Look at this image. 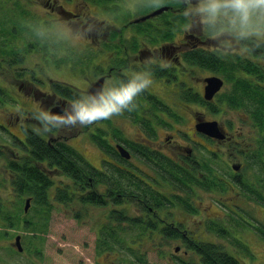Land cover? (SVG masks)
Returning <instances> with one entry per match:
<instances>
[{
    "label": "flooded vegetation",
    "instance_id": "af4514ba",
    "mask_svg": "<svg viewBox=\"0 0 264 264\" xmlns=\"http://www.w3.org/2000/svg\"><path fill=\"white\" fill-rule=\"evenodd\" d=\"M2 1L4 6L8 3L10 9H15L13 7L19 5L20 2L19 0ZM27 1L28 5H24V8L28 11L20 10L25 19V25L27 24L26 27H22L24 31H27V35L32 32L30 25L49 27L53 24L72 21L88 20L89 22H97L101 28V34L98 36L95 32L91 33L89 38L80 41L81 43L76 48L77 51H84L85 48L89 47L92 54L88 57L92 60L95 57L96 60L98 59L101 62L100 69L93 68V77L84 80L88 81L87 85L102 76L105 79L104 84L113 83L115 77L120 73L126 78L131 71L143 70L146 61L150 58L152 60L151 67L161 66L165 63L169 65L168 67L161 66V68L167 70L163 75L155 76L152 73V86H155V88H151V86L148 90L154 93L165 107L161 106L159 109L149 110L144 102L145 105L142 108L125 112L123 117L127 120L131 117L134 120V117L138 118L140 114L141 118L137 125L140 131L141 143L137 147L135 144L138 141L130 139L126 142L128 145L123 144L130 152L129 157H124L118 152L126 163L122 165L119 163L120 167L131 170L134 169L133 165L140 166L139 163L141 162V168L145 175L140 174V179L145 184L151 185L155 191L160 192L165 198L166 204L156 200L158 197L156 195H153V200L152 198L146 200L143 194L126 193L128 199L121 205L128 203L130 206L134 205L136 210L144 211V216H148L145 223H150V226L147 227L149 231H161L164 225L165 227L169 226L167 218L173 216L177 210L176 206H179L177 199L178 186L181 188L184 186L191 187V184L194 183L191 181V177L202 184L191 187L193 191H199L195 197L200 201L207 196L210 205H217L212 200L215 195L220 196L222 200L227 198V196L223 197L220 194L219 185H240L247 192L248 189L243 185H250L249 182L252 180L258 183V160L260 157H264V148L259 149L260 144L264 143V129L261 131L260 138L255 137L252 133L244 136L243 131L235 126L234 121L223 120L222 114L232 108H240L242 104L257 103L259 101L258 86L262 82L254 81V84H245V86L243 84H227L226 78L220 73V66L225 62L226 56L209 51L208 42L204 40L202 34L195 30L186 33L182 30L183 24H181L180 28H176L177 30L174 31L175 33L172 34L170 39V36L167 37L166 35L164 38L161 18L163 12L143 21H134L135 18L144 15L149 10L142 12V9L133 8L130 11L131 16L127 17L126 14L125 17L113 16L108 13L109 10L104 9L103 5L106 0H45V2H39L38 11L33 10L32 0ZM107 1L111 6L119 4L131 8L129 0ZM176 3L177 0L166 2L165 5H169V8L164 12L172 11L175 13L183 10V5ZM36 12L37 17L34 18ZM15 24L18 30V18L15 19ZM175 25L177 27V24ZM10 36L14 37V28L10 30ZM16 42L17 47L14 46L13 48L25 55L28 53L32 55V52L35 51L34 48L40 49L44 56L50 55V57L56 58L71 56V51H75V49H72L74 48L73 44H71L72 50H68L67 47L63 46L61 52L57 50L55 45L41 43L39 40L27 37L21 38L20 43L18 39ZM186 52H189L192 57L187 63L183 60V55ZM3 54L4 52L0 49V56ZM74 55L78 56L76 51ZM198 55L200 57H197ZM114 58H118V60L112 62ZM119 59L123 61L122 65L118 64ZM60 60L58 59L55 64ZM211 64L214 66L211 67ZM47 65L48 63L45 62L41 65H31L30 69L34 72L33 74L28 75L25 79H16L19 88L16 97L18 101L22 100L23 103L17 109H19V112L22 109V119L17 109L11 110V112L16 113V115H13L15 120L21 119L19 123L20 133L24 132L25 129L32 130L34 134L31 138L36 143L40 139L45 145L53 146L56 143L64 145L66 144L65 132L61 134V129H58L53 130L51 133H44L41 125L32 115L36 109H43L54 114H63L65 107L73 100L64 94V88L61 85H58V89L55 87V84H62L59 79H61L63 73L58 74L57 78L50 76V69L49 71L45 70ZM69 75L73 76L74 74L69 73ZM214 75L221 77L223 84L213 95L208 96L206 92V85L209 83L207 78ZM43 77H47L49 80ZM75 80L74 83L81 84V79L75 77ZM63 81L72 84L70 80L64 79ZM74 87L73 91L79 93L77 86L74 85ZM87 88L79 87V89L86 91ZM141 99L142 97L139 98V100ZM139 100L137 99V104ZM175 116L179 119H175ZM186 116H189V119ZM212 120L218 122L219 129L223 134L221 137L211 135L197 127L200 122ZM179 121L190 124L187 125L188 130L180 128ZM0 122L2 123L0 129H6V126L10 127L9 121L0 119ZM261 126L263 127L264 123ZM38 129L41 130L37 131ZM176 131L180 133V138L175 136ZM25 139L26 137L23 141ZM243 143H245V147H243ZM116 144L113 146L118 151ZM129 145L134 147L135 150ZM16 148H19L18 145L6 144V147L0 150V158L2 159V156L4 158V161L0 163V181L3 176V165L6 164L7 160L11 157L19 159ZM239 149L242 153H239ZM218 150L226 152L227 155L233 154L241 160H232V157L228 160L227 156L226 158L222 157V164L211 166L208 159L212 158V155L218 156ZM257 151L258 153H256ZM260 151L262 154H260ZM258 154V159H256ZM32 161L36 162L34 157ZM261 163L264 164V158ZM235 165L238 168H234ZM225 172L227 174L223 176L221 173ZM212 175H214L213 178H211ZM156 185H158L157 189L155 188ZM236 189L238 190L235 191L236 194L245 197V191L240 190V187ZM253 193L257 198L259 197L257 191ZM179 197L182 198L180 195ZM186 197L191 201L188 196ZM217 200L223 202L220 199ZM248 200L250 203L257 205L258 201ZM192 205L196 208L195 212L202 215L200 208L195 206L194 203ZM123 207L127 209V206L123 205ZM188 215L190 217V214ZM210 216V214H207L206 218ZM204 222L205 217L202 220V223ZM173 226L177 227L178 225L173 224ZM178 229L183 232L181 227ZM17 235L19 234H16L15 241Z\"/></svg>",
    "mask_w": 264,
    "mask_h": 264
},
{
    "label": "rangeland",
    "instance_id": "374dc122",
    "mask_svg": "<svg viewBox=\"0 0 264 264\" xmlns=\"http://www.w3.org/2000/svg\"><path fill=\"white\" fill-rule=\"evenodd\" d=\"M19 1V5L15 4L16 6L14 5L15 7H13L15 9H10L8 3H6L7 5L5 7H1L0 1V22L3 20V32L5 34L8 33V36H10V30L12 28H14V36L18 33L15 24L16 18L19 19V24L17 25L18 29L27 26V24L25 25V19L20 10H25V12L28 11L24 8V5H28V1ZM39 2H45V0L31 1L33 10L38 11L37 6ZM110 9L111 8H109V10ZM131 9L133 8L131 7ZM124 12L127 17L132 15V13L126 9L125 11H119V17H125ZM36 17L37 12L34 14V18ZM23 32L27 35V31ZM27 38L39 40L32 32L28 33ZM80 43V41L75 42L72 45L74 48L71 47V44L65 45L68 50L75 49L78 57H71V60H67L68 57H66V60L62 59L55 65L48 64L45 69L47 71L50 69V76H55L56 78L58 74L63 73L61 79L58 78L59 82L62 84H69L63 80H70L72 84L77 86L79 94L87 93L86 90L79 89V87L82 86L86 88L89 84L87 85L88 81L86 82L84 80L91 79L94 73L93 70L101 68V62L98 59L96 60L94 57L92 60L88 57L92 54L89 47L85 48L86 50L84 51L76 50ZM75 51L72 50V52ZM45 59H50V61L56 63L59 58L45 55ZM29 60L34 63L44 61L41 56H33L32 59ZM86 62L87 64H85ZM261 62L264 64V57L261 59ZM41 64L42 63L39 65ZM10 73V69L2 72L0 70V119L10 122V127L6 126V129H0V138L2 137V132H12L11 129L18 133L21 131L19 123L22 119L23 111L19 112L21 114V119L15 120V116L13 115H16V113L13 114L11 110H16L18 105H23V103L22 100L17 102V97L12 92L15 87L11 84H16V79H12ZM69 73L74 75L70 76ZM75 77L82 80L81 84L74 83V81H76ZM224 77L227 80V84L232 85L234 83V80L230 76L229 80L226 76ZM43 78L48 79L47 77ZM252 80L264 83V80H259L254 74L252 75ZM43 86L45 87L44 84ZM151 88H155V86ZM16 90H19L18 84H16ZM1 105H7V107ZM236 108H232L222 114V119L226 121L233 120L235 126L243 131L244 136L252 133L255 137L260 138L264 126L262 127L259 121H257L243 106L239 109ZM131 118L127 120V118L121 115L111 119L110 122H112L113 126H116L117 129L120 128L118 135H115L110 128L106 129L108 128L107 123L103 122L101 124L108 130L107 135L113 139L110 143L114 145L117 141L126 146L127 141L135 139L138 141L135 145L137 147L139 146V143H141V136L137 125L138 122ZM186 118L189 119V116H186ZM0 124L2 123L0 122ZM96 125L97 123L88 127L77 126L74 128H62L61 134L65 132V137L68 136L71 144H74L78 150L80 149L79 151L85 154V157L92 164H95L97 167L99 166V169L109 174L113 172L112 165L104 162L103 158L109 159L110 161L112 160L118 164L120 163V165L126 163L117 155L106 153L97 143H94L90 139L89 133L96 132L94 128ZM187 125L190 124L179 121L180 128L188 130ZM8 136L9 134H7V144L14 146V142L8 139ZM175 136L180 138V133L176 131ZM123 138H126V140H123ZM182 141L184 142V140ZM1 144L2 142H0V145ZM245 146V143H243V147ZM130 147L135 150L134 147ZM263 148L264 143L260 144L259 149ZM16 149L18 150L19 156L23 154L20 148ZM240 150L241 149H239V153H242ZM218 152V156L212 155L213 158L216 157V159H208V161L211 162V166L222 164V157L226 158L228 156V160L230 157H232V160H241L233 154L227 155L226 152L222 150H218ZM256 153H258V151ZM260 153L262 154L261 151ZM26 154L27 153L24 155ZM258 156L259 154L256 159H258ZM263 158L264 157H260L258 160V183H256L255 180L250 181L249 184L253 186H249L247 192L245 189L241 188L240 185H223V191H219L223 197L227 196V198H223L222 200L220 196L215 195L212 200H214L217 205H210L207 196L200 201L195 197L199 191H193L191 187H196L198 184L201 185V183L196 180H191L194 182L191 184V187L184 186L181 188L178 186L179 194L177 199L179 206H176L177 210L173 216L166 217L167 224L169 226H173V224L180 225L183 232L193 239L224 244L231 254L234 256L237 255L236 257L239 258V260H243L245 264H264V191L261 193V201H259L253 193L258 190L261 192L262 189H264V164L261 163ZM3 161L4 158L2 156L0 163ZM4 166L5 165H3V170ZM132 167L136 168L137 166L133 165ZM50 171H52V177L56 183H58L61 178L65 177L55 169H51ZM226 172L221 174L224 176L227 174ZM213 177L214 175H212L211 178ZM10 183L11 182L7 181L6 184L2 185L3 190L0 189V199H2V204H4L3 208L7 211H11L16 217L12 225L4 227L6 230L4 233H1L3 227L0 226V237H2V239H0V264H183L180 262L181 259L188 261H198L200 259V256L187 247V244L181 240L183 237H163L164 232L162 230L154 232L149 231L147 227L150 226V223H145L148 216H144V211L136 210L134 205L130 206L128 203H124L123 205L127 206V209L124 208L123 205H119L118 208H121V210L129 214V217L132 215L137 217L141 216L144 218V221L134 222L131 219H127L123 222H118L116 217H113V213L110 212L108 207L101 206L100 208H92L85 206L78 200L76 202L58 200L55 190L56 187L54 186L49 190L54 208L50 213L47 230H37L28 227L26 225L27 217L31 220H35L37 219L36 213L31 208L23 212L21 196L17 189L11 188ZM237 187H240V190L246 192L245 197H241L239 194L235 193V191H238L236 189ZM10 190H13V193L10 192ZM154 192H151L152 194L150 196L144 193L143 197L147 199L152 198L153 200V195L158 197L163 196L160 192ZM22 195L27 199L28 193H23ZM179 195L182 196V198H180ZM186 196L189 197L195 206L200 208L202 215L190 209L192 204ZM163 199L165 200L164 196ZM248 199H254L255 202L258 201L257 205L250 203ZM103 209L105 211L102 213ZM78 212L81 213L80 216H77ZM188 214H190V217ZM207 214L211 215L208 217L209 219L206 218ZM204 217L205 222L202 223ZM112 225L116 228L118 235H115V238H113V241L108 246L104 245V247H102L101 238L106 236L105 234L107 232L108 235L109 231H112ZM211 226L212 229L210 228ZM102 227L103 229L106 227V229L102 230ZM215 227H218V229H215ZM142 232L145 233L144 236H142ZM16 234H21V242L24 246L22 251H18L15 243ZM238 241L244 244L248 251L242 249L239 244H235ZM99 242L101 244H99ZM32 243L34 247L42 248V253L32 251L31 248L26 250L27 245ZM127 246L133 247V250L130 251ZM176 246H180V249L175 250Z\"/></svg>",
    "mask_w": 264,
    "mask_h": 264
},
{
    "label": "trees",
    "instance_id": "16d2710c",
    "mask_svg": "<svg viewBox=\"0 0 264 264\" xmlns=\"http://www.w3.org/2000/svg\"><path fill=\"white\" fill-rule=\"evenodd\" d=\"M1 1V7H5L2 0ZM169 2V0H167ZM109 1L106 0L104 6L105 10H109L108 13L113 16H120L119 11H125L126 9L130 12L132 9L128 6H120L117 5H109ZM179 4V3H177ZM150 9H142V12H147ZM182 10L178 12H163L161 14L162 18V33L165 38V35L171 38L172 34H174L176 28H180V25L184 23V17L181 15ZM126 13L124 12V15ZM1 19V17H0ZM177 22V23H176ZM177 24V27L176 25ZM18 33L16 36L11 37L8 36L3 32V20L0 22V49L4 52L2 56H0V70L1 72L4 70L10 69V74L12 75V79H25L28 75L33 74L34 72L30 69L31 65L35 66L36 64H44L48 63L51 65H55V62H52L45 59V56L42 54L40 49H35L33 51L32 55L29 53L27 55L17 52V42H21V38H26V34L23 32L24 28L18 29ZM15 46V48H13ZM72 52V51H71ZM75 52H72L71 56H63L60 57L61 60L65 59L71 60V57H78L74 55ZM33 56H41L44 59V62H38L34 63L33 61H30L29 59H32ZM197 57H200L198 55ZM264 57V49H257L255 52L251 53H244L242 55L236 54V55H226L225 62L223 65L220 66L221 73L227 77L229 80V76L234 80L233 84H254V80H252V75L259 80H264V64L261 62V59ZM59 58V60H60ZM192 57L189 55V52L184 53L183 60L185 63L187 61H190ZM114 60H118V58H114ZM120 62L118 64L122 65V60L119 59ZM202 64H204L203 61H201ZM87 64V62L85 63ZM77 65V64H74ZM214 66L211 64V67ZM141 69V68H137ZM144 69V68H143ZM151 72L155 76L163 75L167 72L165 68H161V66L151 67ZM246 72V73H245ZM127 77H123L122 73L118 74L115 77L114 82L117 80H125ZM49 80V79H46ZM113 82V83H114ZM69 83V82H67ZM15 87L13 94L17 95L16 92L19 90H16V84H11ZM53 86V83L51 84ZM56 88L58 89V85H61L62 88H64L63 92L65 95L69 96L73 100L79 97L78 92H74L73 88L74 84H55ZM7 86V85H6ZM8 87V86H7ZM11 90H13L11 87H8ZM258 97L259 101L257 103H246L242 104L244 108L248 110V112L255 117L257 121H259V124L262 125L264 123V85L259 84L258 86ZM149 90V89H148ZM146 90L143 92L137 99L139 100L140 97H142L141 100L138 101V107L137 110L142 108L145 103L148 106L149 110H153L155 108H160L162 105V102L159 100V98L152 92H149ZM17 102H19L17 100ZM145 102V103H144ZM7 107V105H1ZM19 106V105H18ZM21 106V105H20ZM235 106V105H233ZM20 108V107H19ZM20 111H22L20 109ZM141 116L139 114V117H134V121L139 122ZM113 119V118H112ZM175 119H179L177 116H175ZM8 121V120H7ZM110 120H103L97 123L94 128L96 129V132L89 133L90 139L97 143L98 146L103 149L106 153L117 155L120 159H123L122 156L118 153V151L114 148L113 144L110 143L111 139L106 129L113 130L115 135L119 134V129H117L116 126H113L112 122ZM105 122L108 125V128H104L101 124ZM4 129V128H2ZM7 134H9L8 139H11L14 142V146H17L26 153L29 150V153L24 155L25 152L23 151V154L20 155L16 159L15 157H11L7 160L4 170H3V176L2 180L0 181V189L3 190L2 185L6 184L7 181L11 182V188L17 189L20 196H21V204H22V210L24 211V206L26 202V198L23 197V193H28V197L31 199V205L30 208L36 213L37 219L31 220L29 217H27L26 225L28 227L37 229V230H47V224L50 217L51 210L54 208V203L51 200V196L49 195V190L51 187H56V195L58 200H66V201H73L76 202L77 200L82 202L85 206L92 207V208H100L101 206L111 208V213H113V217H116L118 222H123L127 219H131L132 221L136 222H142L143 218L133 216L132 218L128 216L127 213H125L123 210L118 208L119 205H121L123 202H125L128 198H126V193H136L137 195L140 194H147L151 195V192H154L155 189L148 184H145L140 179V174L145 175L143 169L140 166H137L134 169L127 170L123 169L118 165V163L110 161L109 159L103 158V161L112 165L113 172L107 174L106 171L99 169V166L97 167L95 164H92L86 157L85 154H83L81 151L78 150L74 146V144H71L69 141L68 136L66 137V144L59 145L58 143L51 145H45L43 141L38 139V142L34 141L31 136L34 134V132L30 129H25L24 132L18 133L14 130L12 132L6 131L2 132V137L0 138V142L2 144L0 145V150L4 149L3 147L6 146L7 142ZM26 137L25 141L24 138ZM123 140H126V138H123ZM36 143V144H35ZM116 143H118L116 141ZM120 143V142H119ZM9 145V144H7ZM22 147V148H21ZM261 154V153H260ZM36 160V162L32 161V158ZM1 159V158H0ZM212 159H216V157ZM40 160V161H38ZM128 163V162H127ZM130 165V164H129ZM51 169H55L56 171H59L60 174H63L65 176L64 178H61L58 183H56L52 177V171ZM125 170V171H124ZM135 170V171H133ZM65 179V180H64ZM192 180L193 177H191ZM66 181V182H65ZM64 182V183H63ZM155 185V183H153ZM202 185V184H201ZM247 189L251 185H243ZM221 191H223V185L218 186ZM155 188H158V185L155 186ZM264 191L262 189L261 192L259 190L257 191L258 200L261 201V193ZM10 192L13 193V190H10ZM157 192V190H156ZM155 193V192H154ZM3 194V193H2ZM120 194V195H119ZM131 196V195H130ZM162 197V198H161ZM157 197L156 200H158L161 203H165V200L163 199V196ZM145 198V197H144ZM148 200L147 198H145ZM191 202V201H190ZM264 202V200H263ZM114 203V204H113ZM166 204V203H165ZM191 204H193L191 202ZM2 199H0V226L3 227L1 230V233H4L6 230L4 227L12 225L13 221L15 220V215L11 211H7L5 208H3ZM7 206V205H6ZM114 206V207H113ZM29 208V209H30ZM195 211V207L192 205L191 208ZM28 211V210H27ZM105 210H102V213ZM81 213L78 212L77 216H80ZM18 223V221H17ZM102 225V224H101ZM180 225L177 227H163L162 231L164 232L163 237H173V238H180L183 237L184 242L187 244V247H189L193 252L197 253L200 256V259L188 261L185 259H181L180 262L183 264H245L243 260H239L236 256L231 254L229 250L224 246V244H221L219 242H210L206 240H196L188 235H186L185 232L179 231ZM212 229V226L210 227ZM106 227H102V230H105ZM215 229H218V227H215ZM108 233V232H107ZM106 236H103L101 238L102 247L104 245L108 246L112 241L113 238H115V235H118V232L116 228L112 225V231H109V234ZM136 235V234H134ZM145 233L142 232V236H144ZM139 236V235H136ZM225 236V235H223ZM139 238H142L139 236ZM44 239V238H42ZM34 243V242H33ZM33 243L30 245H27L26 250H29L30 248L32 251H36L37 253H42V248L34 247ZM99 242V244H101ZM235 244H239V246L248 251V249L245 247L244 244L236 242ZM100 247V245H99ZM127 248L132 251L133 247L127 246ZM250 253V251H249ZM243 258V257H242ZM244 259V258H243Z\"/></svg>",
    "mask_w": 264,
    "mask_h": 264
},
{
    "label": "clouds",
    "instance_id": "9594fccd",
    "mask_svg": "<svg viewBox=\"0 0 264 264\" xmlns=\"http://www.w3.org/2000/svg\"><path fill=\"white\" fill-rule=\"evenodd\" d=\"M167 0H129L132 8L155 10ZM183 5L184 32L198 31L208 42V50L220 55L244 54L264 49V0H177ZM35 37L49 45L63 46L101 34L96 21H72L49 27L30 25ZM151 51V50H150ZM151 58L141 71H131L127 79L105 83L95 92L81 93L64 109L54 114L43 109L33 111L44 133L62 128L88 127L103 120L132 112L137 98L153 84ZM168 67V64L161 65ZM19 112V109H17ZM38 129L37 131H40Z\"/></svg>",
    "mask_w": 264,
    "mask_h": 264
},
{
    "label": "water",
    "instance_id": "95a60500",
    "mask_svg": "<svg viewBox=\"0 0 264 264\" xmlns=\"http://www.w3.org/2000/svg\"><path fill=\"white\" fill-rule=\"evenodd\" d=\"M168 8H169V5H164L160 8L151 10L150 12L135 18L134 21H143L149 17H153V16H156L164 12ZM104 80H105L104 76H102L92 81L88 85L87 92H95L102 85H104ZM207 80L209 83L206 85V92L208 96H211L221 86V84H223V79L219 76L214 75V76L208 77ZM197 127L200 130H204L205 132L211 135H214V136L221 137L223 135L219 129L218 122L216 120L200 122L198 123ZM117 148H118L119 153H121L124 157L130 156V152L121 143L119 142L117 143ZM234 168H238V166L235 165ZM30 205H31V199L28 197L25 202L24 210L27 211ZM16 245L18 246L19 250H23V245L21 242V234L17 235L16 237ZM179 249H180V246H176L175 250H179Z\"/></svg>",
    "mask_w": 264,
    "mask_h": 264
}]
</instances>
